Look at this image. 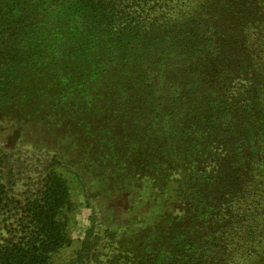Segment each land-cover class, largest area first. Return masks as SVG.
<instances>
[{
  "label": "rangeland",
  "instance_id": "obj_1",
  "mask_svg": "<svg viewBox=\"0 0 264 264\" xmlns=\"http://www.w3.org/2000/svg\"><path fill=\"white\" fill-rule=\"evenodd\" d=\"M191 6L198 28L205 23L211 31L228 30L241 17L245 29L264 39V0H193ZM255 6L262 17L253 23ZM194 34L197 52L203 54L199 58L209 62L213 74L207 73L219 83L214 89L212 82L190 103L180 93L181 100L170 106L155 102L140 112L128 94L109 90L104 74L84 79L59 74L31 80L35 92L28 100L0 109V146L16 147L24 157L57 156V170L69 185L70 243L52 255L50 264H264V139L253 167L245 158L234 159L235 172L222 174L216 183L212 173L227 163L233 147L246 145L238 124L228 123L231 113L218 117L216 107L220 100L231 107V84L245 79L230 72L232 62L225 60L228 51L223 50L226 37L201 39L198 29ZM165 53L160 71L172 83L185 73L188 62L197 61V56L182 53L176 61L170 49ZM255 69L263 79L258 91L264 110V57ZM251 72L250 82L258 78ZM194 77L199 87L202 75ZM206 173L209 183H201ZM36 175L27 170L25 179L36 180ZM20 183L14 188L19 198ZM206 189L211 203L196 198L192 211L196 224H202L200 232L188 233L195 245L171 253L168 244L178 233L174 230L187 227L190 218L185 202L190 193L194 198ZM206 217L210 222L203 225ZM163 235L169 236L165 245H158L163 249L153 261L146 246L152 237Z\"/></svg>",
  "mask_w": 264,
  "mask_h": 264
},
{
  "label": "trees",
  "instance_id": "obj_2",
  "mask_svg": "<svg viewBox=\"0 0 264 264\" xmlns=\"http://www.w3.org/2000/svg\"><path fill=\"white\" fill-rule=\"evenodd\" d=\"M192 1L0 0V109L28 100L27 96L35 92L31 80L59 74L83 79L104 74L110 79L109 90L128 94L140 112L155 102L157 106H170L181 100L180 93L186 94L184 100L190 103L194 97L199 99L212 82L214 89L219 83L207 73L213 74L208 69L209 62L199 58L203 54L197 52L200 46L194 40V31L198 29L201 39L226 37L223 50L228 51L225 60L232 62L230 72L245 79L238 86L231 84V107L222 106L224 101L220 100L216 113L221 118L231 113L228 123L238 124L237 131L246 145L233 147L227 163L212 174L217 183L222 174L234 173V159L240 162L245 158L248 166L253 167L258 161L259 143L264 139V110L258 91L263 79L255 69L257 60L264 57V39L245 29L241 17L228 30L211 31L205 23L198 28L190 14ZM253 10L250 19L256 23L262 16L256 6ZM168 49L172 59H178L182 53L197 56L200 64L191 60L175 83L165 81L160 65ZM252 70L258 78L250 82ZM194 73L202 75L199 87L193 83ZM64 87L70 89L71 84L65 83ZM14 92L24 97L18 99ZM59 163L53 154L31 153L24 157L16 147L8 150L0 146V264H50L52 255L70 243L67 222L73 202L68 182L57 170ZM27 170L37 173L36 180L25 179ZM204 175L201 183L210 180L209 173ZM19 181L20 198L14 189ZM217 195L222 196L219 190ZM189 196L184 206L190 218L184 223L187 227L174 230L178 233L168 244L171 253L186 244L190 248L195 245L188 233L196 234L200 232L198 226H202L196 224L192 212L196 198L212 201L208 189L195 192L194 198L193 193ZM209 222L206 217L203 225ZM168 236L150 239L145 253L153 261L163 249L158 245H165Z\"/></svg>",
  "mask_w": 264,
  "mask_h": 264
}]
</instances>
